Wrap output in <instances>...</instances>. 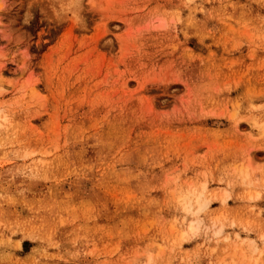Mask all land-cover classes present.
I'll list each match as a JSON object with an SVG mask.
<instances>
[{"label":"rangeland","instance_id":"1","mask_svg":"<svg viewBox=\"0 0 264 264\" xmlns=\"http://www.w3.org/2000/svg\"><path fill=\"white\" fill-rule=\"evenodd\" d=\"M0 264H264V0H0Z\"/></svg>","mask_w":264,"mask_h":264},{"label":"bare ground","instance_id":"2","mask_svg":"<svg viewBox=\"0 0 264 264\" xmlns=\"http://www.w3.org/2000/svg\"><path fill=\"white\" fill-rule=\"evenodd\" d=\"M191 198L193 199L188 200L186 203L188 210L194 209V212L196 213V212L203 210L206 207L207 199L203 198L202 193H200L199 195L193 196ZM194 222H189V225L187 228L189 231L195 230Z\"/></svg>","mask_w":264,"mask_h":264}]
</instances>
